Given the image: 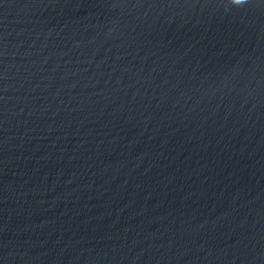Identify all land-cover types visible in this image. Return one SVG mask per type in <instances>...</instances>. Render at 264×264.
Masks as SVG:
<instances>
[{
	"label": "water",
	"instance_id": "obj_1",
	"mask_svg": "<svg viewBox=\"0 0 264 264\" xmlns=\"http://www.w3.org/2000/svg\"><path fill=\"white\" fill-rule=\"evenodd\" d=\"M0 264H264V0H0Z\"/></svg>",
	"mask_w": 264,
	"mask_h": 264
},
{
	"label": "clouds",
	"instance_id": "obj_2",
	"mask_svg": "<svg viewBox=\"0 0 264 264\" xmlns=\"http://www.w3.org/2000/svg\"><path fill=\"white\" fill-rule=\"evenodd\" d=\"M234 3L236 5H241V4L245 3V0H234Z\"/></svg>",
	"mask_w": 264,
	"mask_h": 264
}]
</instances>
